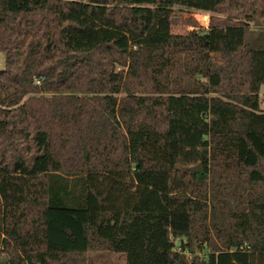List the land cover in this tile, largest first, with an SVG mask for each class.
I'll return each mask as SVG.
<instances>
[{"label":"trees","instance_id":"obj_1","mask_svg":"<svg viewBox=\"0 0 264 264\" xmlns=\"http://www.w3.org/2000/svg\"><path fill=\"white\" fill-rule=\"evenodd\" d=\"M0 52V264H264V0H0Z\"/></svg>","mask_w":264,"mask_h":264},{"label":"rangeland","instance_id":"obj_2","mask_svg":"<svg viewBox=\"0 0 264 264\" xmlns=\"http://www.w3.org/2000/svg\"><path fill=\"white\" fill-rule=\"evenodd\" d=\"M209 13L201 10L187 9L184 7L175 6L172 8L171 22H172V32H187L192 29L202 30L208 25ZM256 24L250 22L251 28H256ZM211 63L219 67H224L226 60L223 56L219 54L211 55ZM4 66V54L0 52V69ZM210 85V93L218 94L219 92L226 90V82L224 74L222 71L218 70L215 74L210 75L207 78ZM169 208L172 211L176 210H203L207 208L205 202H199L196 200L191 201H170ZM90 258L97 257V255H90ZM6 256L0 253V262L5 260ZM100 264H124V261L118 257L117 253L113 254H101L97 257Z\"/></svg>","mask_w":264,"mask_h":264},{"label":"water","instance_id":"obj_3","mask_svg":"<svg viewBox=\"0 0 264 264\" xmlns=\"http://www.w3.org/2000/svg\"><path fill=\"white\" fill-rule=\"evenodd\" d=\"M187 170L190 172H201V173L204 172V168H203L202 163H197L193 166H190L187 168Z\"/></svg>","mask_w":264,"mask_h":264},{"label":"crops","instance_id":"obj_4","mask_svg":"<svg viewBox=\"0 0 264 264\" xmlns=\"http://www.w3.org/2000/svg\"><path fill=\"white\" fill-rule=\"evenodd\" d=\"M225 264H245V263L229 262V263H225Z\"/></svg>","mask_w":264,"mask_h":264}]
</instances>
